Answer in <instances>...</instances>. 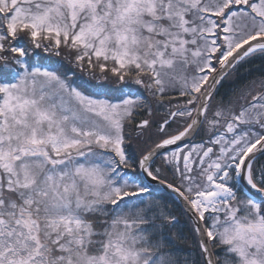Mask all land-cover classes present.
I'll use <instances>...</instances> for the list:
<instances>
[{
    "label": "snow or ice",
    "instance_id": "snow-or-ice-1",
    "mask_svg": "<svg viewBox=\"0 0 264 264\" xmlns=\"http://www.w3.org/2000/svg\"><path fill=\"white\" fill-rule=\"evenodd\" d=\"M257 54L264 0H0V264H264Z\"/></svg>",
    "mask_w": 264,
    "mask_h": 264
},
{
    "label": "trees",
    "instance_id": "trees-1",
    "mask_svg": "<svg viewBox=\"0 0 264 264\" xmlns=\"http://www.w3.org/2000/svg\"><path fill=\"white\" fill-rule=\"evenodd\" d=\"M261 77H264V56L257 54L256 56L251 57L249 62L245 63L236 73L221 84V87L218 88L216 94L217 103L222 100L227 102L243 85L248 84L253 80L258 81ZM224 91L229 93V97L227 95L224 96ZM262 162H264V160H262ZM176 212L180 216L181 227H186L185 218L180 214L178 208L176 209ZM188 244H192L190 237L188 239Z\"/></svg>",
    "mask_w": 264,
    "mask_h": 264
},
{
    "label": "rangeland",
    "instance_id": "rangeland-1",
    "mask_svg": "<svg viewBox=\"0 0 264 264\" xmlns=\"http://www.w3.org/2000/svg\"><path fill=\"white\" fill-rule=\"evenodd\" d=\"M220 101V100H219ZM215 103H217V100L215 101ZM133 149V148H132ZM134 152V151H133Z\"/></svg>",
    "mask_w": 264,
    "mask_h": 264
},
{
    "label": "flooded vegetation",
    "instance_id": "flooded-vegetation-1",
    "mask_svg": "<svg viewBox=\"0 0 264 264\" xmlns=\"http://www.w3.org/2000/svg\"><path fill=\"white\" fill-rule=\"evenodd\" d=\"M224 93H227V91H224Z\"/></svg>",
    "mask_w": 264,
    "mask_h": 264
}]
</instances>
